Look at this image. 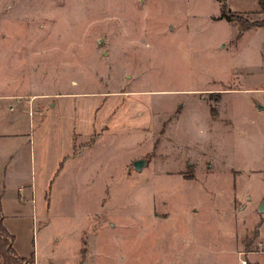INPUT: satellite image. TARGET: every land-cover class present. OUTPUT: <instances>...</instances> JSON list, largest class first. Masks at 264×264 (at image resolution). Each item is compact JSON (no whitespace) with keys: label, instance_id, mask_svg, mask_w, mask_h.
<instances>
[{"label":"rangeland","instance_id":"rangeland-1","mask_svg":"<svg viewBox=\"0 0 264 264\" xmlns=\"http://www.w3.org/2000/svg\"><path fill=\"white\" fill-rule=\"evenodd\" d=\"M263 21L0 0V200L36 214L39 264H264Z\"/></svg>","mask_w":264,"mask_h":264},{"label":"crops","instance_id":"crops-1","mask_svg":"<svg viewBox=\"0 0 264 264\" xmlns=\"http://www.w3.org/2000/svg\"><path fill=\"white\" fill-rule=\"evenodd\" d=\"M2 209L4 213V224L7 229L15 235V241L13 246L16 252L23 257H30L32 254L36 255L35 243L31 241V236L29 234L30 225L35 223V213L29 212V214L21 215H8L6 209L2 203ZM40 259L36 255V264H39ZM46 264H61L56 262L52 258H48Z\"/></svg>","mask_w":264,"mask_h":264},{"label":"trees","instance_id":"trees-1","mask_svg":"<svg viewBox=\"0 0 264 264\" xmlns=\"http://www.w3.org/2000/svg\"><path fill=\"white\" fill-rule=\"evenodd\" d=\"M261 10L264 11V0H258ZM221 17H227L233 20L231 15H225L222 13ZM239 23H242L241 19H237ZM264 24V21L261 22ZM246 29L251 28L249 25H244ZM4 213L2 209V203L0 200V258L2 259V264H36L35 254H32L30 257L20 256L13 243L15 241V235L12 234L4 224Z\"/></svg>","mask_w":264,"mask_h":264},{"label":"water","instance_id":"water-1","mask_svg":"<svg viewBox=\"0 0 264 264\" xmlns=\"http://www.w3.org/2000/svg\"><path fill=\"white\" fill-rule=\"evenodd\" d=\"M136 167H140V162H136ZM259 211H264V200L262 201V203L259 206Z\"/></svg>","mask_w":264,"mask_h":264},{"label":"built area","instance_id":"built-area-1","mask_svg":"<svg viewBox=\"0 0 264 264\" xmlns=\"http://www.w3.org/2000/svg\"><path fill=\"white\" fill-rule=\"evenodd\" d=\"M243 264H246V262L244 261Z\"/></svg>","mask_w":264,"mask_h":264}]
</instances>
